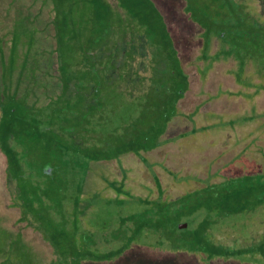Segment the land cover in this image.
<instances>
[{
	"label": "trees",
	"instance_id": "16d2710c",
	"mask_svg": "<svg viewBox=\"0 0 264 264\" xmlns=\"http://www.w3.org/2000/svg\"><path fill=\"white\" fill-rule=\"evenodd\" d=\"M182 3L198 26L185 41H197L187 65L194 93L208 94L189 112L178 102L194 84L154 0H0L2 194L38 231L42 264H183L187 255L264 264V169L222 181L210 174L204 187L170 199L156 175L155 196L137 190L140 180L132 190L123 166L108 182L115 199H104L119 207L114 222L85 224L91 167L131 152L141 158L175 119L264 164V10L258 0ZM214 73L222 84L209 93ZM219 95L233 101L226 113L211 110ZM249 221L263 223L240 228ZM136 248L157 255L130 258Z\"/></svg>",
	"mask_w": 264,
	"mask_h": 264
},
{
	"label": "rangeland",
	"instance_id": "374dc122",
	"mask_svg": "<svg viewBox=\"0 0 264 264\" xmlns=\"http://www.w3.org/2000/svg\"><path fill=\"white\" fill-rule=\"evenodd\" d=\"M258 1L264 10V0ZM154 2L161 11L165 23L166 21L168 23V30L176 39L182 64H184L195 89L197 81L196 71L194 67L187 65L193 57V52L196 51L197 47L194 46H197L195 43L197 41L188 43L185 41L194 37L198 31V26L189 20L184 12L182 13V0H154ZM214 75H216V78L213 79L212 77L206 87L209 93H214L218 85L222 84L221 75L219 76L216 73ZM196 90L198 89H195L192 93H187L178 102V107L183 112L191 111L194 104L198 101L207 100L208 94L201 96L199 93V96H197L195 95ZM209 104H211L212 111L226 113L231 110L233 101L229 97L227 99L226 96L219 95L215 100L210 101ZM208 108L210 107H206L207 110ZM195 128L194 123L188 122L186 118L175 119L174 122L169 124L168 130L162 137L163 142L160 146L148 152H141L144 159L131 152L124 154L117 161H102L98 167V164L92 166L91 171H89L91 178L90 176V179L87 177L83 186L85 190L82 199L86 198L87 203L94 202L88 214H86L85 224H89V228L97 230L103 229L105 223L110 225L114 222L112 213H117L119 207L116 204H107L104 199H115V194L110 195L108 192V182L117 180L116 178L113 179V176L120 174L123 166H127L128 172H132L129 173L126 181L132 190H135L136 181L139 180L141 184L143 183V187H137V190L145 193L149 192L150 189L153 190L154 175H156L164 189L165 197L170 199L178 198L202 185L204 187L205 183L203 184L201 180L208 178L210 174L215 175L214 180L222 181L226 177H236L263 171L264 164L259 155H250L252 157H248L249 154H247L248 156L239 158L236 149L230 148L232 140H218L221 138L217 137L213 132H208V130L204 133H196ZM185 132V139L181 140L179 135ZM3 163H5L4 156L0 152V264H42L41 253L44 250L47 254L48 250L45 247L41 250L43 246L38 236V231L36 233L32 227L28 228L25 225L24 219L19 217L17 212L20 210L19 206L14 204L15 201L10 199L12 198L11 196L6 199L5 195L2 194V189L6 193L9 191V187L5 185ZM184 179L190 180L184 181ZM155 195L156 191L151 196ZM134 204H130L131 210H135L136 206ZM126 207H121V209L125 211ZM260 212L263 214L264 210ZM241 218H245V216L242 215ZM262 218H264V215H262ZM258 222L249 221V224L247 222L245 224L242 223L240 228L261 227L260 223L264 221ZM108 224L107 227H109ZM27 230L29 231L27 232ZM33 233H36V235ZM246 233L243 232V235L246 236ZM250 242H253L252 239ZM129 255L130 258L135 255L134 257L136 258L141 256L142 259H148L147 261H149L151 256L157 254L148 248H136ZM247 259L251 260V258ZM178 261L183 264H204V261L194 255H187ZM242 262L234 259H217L211 261L210 264H260L259 262L248 260Z\"/></svg>",
	"mask_w": 264,
	"mask_h": 264
},
{
	"label": "water",
	"instance_id": "95a60500",
	"mask_svg": "<svg viewBox=\"0 0 264 264\" xmlns=\"http://www.w3.org/2000/svg\"><path fill=\"white\" fill-rule=\"evenodd\" d=\"M177 227H179L180 229H185L188 227V223L185 222V223H180Z\"/></svg>",
	"mask_w": 264,
	"mask_h": 264
},
{
	"label": "crops",
	"instance_id": "0c3cea01",
	"mask_svg": "<svg viewBox=\"0 0 264 264\" xmlns=\"http://www.w3.org/2000/svg\"><path fill=\"white\" fill-rule=\"evenodd\" d=\"M166 23H167V21H166ZM168 24V23H167ZM170 29V28H169Z\"/></svg>",
	"mask_w": 264,
	"mask_h": 264
}]
</instances>
